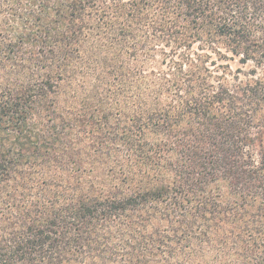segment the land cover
Returning a JSON list of instances; mask_svg holds the SVG:
<instances>
[{
    "label": "trees",
    "instance_id": "trees-1",
    "mask_svg": "<svg viewBox=\"0 0 264 264\" xmlns=\"http://www.w3.org/2000/svg\"><path fill=\"white\" fill-rule=\"evenodd\" d=\"M0 264H264V0H0Z\"/></svg>",
    "mask_w": 264,
    "mask_h": 264
}]
</instances>
